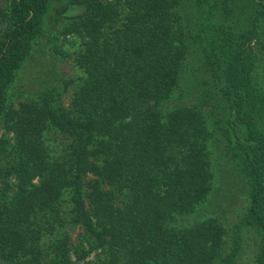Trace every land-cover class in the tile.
I'll return each mask as SVG.
<instances>
[{
	"label": "trees",
	"instance_id": "obj_1",
	"mask_svg": "<svg viewBox=\"0 0 264 264\" xmlns=\"http://www.w3.org/2000/svg\"><path fill=\"white\" fill-rule=\"evenodd\" d=\"M64 1L51 33L52 0L0 5V264H264V0ZM62 36L70 102L43 76L16 106Z\"/></svg>",
	"mask_w": 264,
	"mask_h": 264
},
{
	"label": "rangeland",
	"instance_id": "obj_2",
	"mask_svg": "<svg viewBox=\"0 0 264 264\" xmlns=\"http://www.w3.org/2000/svg\"><path fill=\"white\" fill-rule=\"evenodd\" d=\"M0 5L3 7L6 6L7 0H0ZM51 11L52 15L50 17H47L45 27V30L49 31V33L53 31L59 32L66 22V15L72 13L79 14L81 12V8L78 9L77 7L72 9L69 2L67 3L64 0H52L50 12ZM61 38V40L64 42V50L62 51H64L66 54L69 52L71 53L78 48V44L74 42L76 40L73 36H70L67 39H65L63 36ZM42 44H45L44 39L42 40ZM45 46L46 50H39L38 48L34 50L33 54L30 56V59H28L26 63L21 67L16 81L9 87L8 96L16 106H18L19 102L27 98L28 94L33 91V88L31 87L34 83V86L39 89L41 88L40 86L45 80L46 83L52 81L56 82V88H60L62 90V101L68 104L70 102L74 89L84 79L85 73L76 65L75 61L73 60V56L68 54L67 56L56 53L52 54V52L49 51L47 45ZM257 48L259 47L257 46ZM258 59L264 60V51L261 49L260 51H258ZM260 63H263V61H260ZM256 64L257 65H255V67H258V61ZM43 76L45 77V80ZM178 102L179 101H177V103ZM2 135L13 136V133L7 130L5 125L0 124V136ZM56 137L60 141H64L65 139L62 134H56ZM237 205L242 207L243 200L237 199ZM229 221L230 220L226 219V224H228ZM80 232V228H76L74 230V239L78 238L79 240L80 235L78 234ZM249 243H252V241ZM252 256L253 253L250 250V254L245 256V259L250 260ZM95 257L96 252L94 250L91 251L90 254L84 259H77L76 256L73 255V259L77 261V264H86V262L93 261Z\"/></svg>",
	"mask_w": 264,
	"mask_h": 264
}]
</instances>
